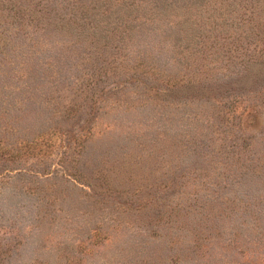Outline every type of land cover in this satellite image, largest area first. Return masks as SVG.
<instances>
[{
    "label": "rangeland",
    "instance_id": "374dc122",
    "mask_svg": "<svg viewBox=\"0 0 264 264\" xmlns=\"http://www.w3.org/2000/svg\"><path fill=\"white\" fill-rule=\"evenodd\" d=\"M125 1L0 17V264H264V0Z\"/></svg>",
    "mask_w": 264,
    "mask_h": 264
},
{
    "label": "trees",
    "instance_id": "16d2710c",
    "mask_svg": "<svg viewBox=\"0 0 264 264\" xmlns=\"http://www.w3.org/2000/svg\"><path fill=\"white\" fill-rule=\"evenodd\" d=\"M42 1V0H41ZM72 4L70 5L69 2L65 1L67 4H65V9L63 10H67V14L65 15V17H61L58 16L55 13H52L53 15H48L45 14L43 15V13L39 14L36 16L37 13H40L39 11L36 12V14H34L31 5H29V10H24L22 12L21 9H18L16 7H18V2H16L15 0H1V12H0V17L3 19V21L6 23H8V21L12 19V21H17V19H23L25 20V22L27 23H31L34 22L35 26H46L48 27L49 25H52L54 27H59V28H64V27H68L70 25H77L79 24V22H81L82 20H88L87 16H89L91 14V12H93L91 9L95 7V4L92 6V8L90 9V13H88L87 6L82 3L80 0H71ZM124 3H126L125 0H123ZM132 1H130L129 3H126V6H131ZM79 4L81 8V11L79 12V14H76L74 12V9L76 8L75 5ZM116 4H119V0H116ZM40 6V2L36 4V7ZM47 4L44 5V9H46ZM70 7V8H69ZM75 7V8H74ZM126 8V7H123ZM70 9V10H69ZM28 11V12H26ZM106 12V11H105ZM153 13V12H152ZM83 17H81V16ZM133 20V19H132ZM152 22V20H151ZM173 23V22H172ZM261 34L264 35L263 31L261 32ZM216 52V51H215ZM230 50H228V54H229ZM234 52H236L235 56H224L225 52L222 54V61L226 62L227 64H225L223 66L224 70L226 71V74L224 75V77H227L230 82H232V85H236L237 87L240 88H245V87H256V89L259 87L260 89L264 90V44H262L261 46L255 47L251 54L248 55V52L246 51L245 54H243V52H241V54H239V52L237 51V48H235ZM219 53V52H218ZM242 56V55H246V58L244 60V62L241 61H237V56ZM224 56V57H223ZM232 58V59H231ZM230 62V63H228ZM244 63V64H242ZM240 64V65H237ZM253 65H258V69H256V73L251 72V68ZM241 66L243 67L244 70V76L240 75L241 74ZM211 69V68H210ZM250 69V70H249ZM209 70V69H207ZM252 75L251 77L249 76ZM255 89V90H256ZM264 93V91H263ZM262 105V104H261Z\"/></svg>",
    "mask_w": 264,
    "mask_h": 264
}]
</instances>
